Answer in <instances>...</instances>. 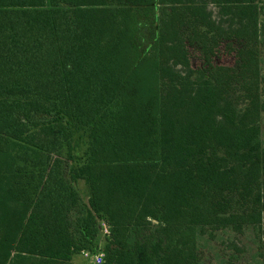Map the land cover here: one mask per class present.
Wrapping results in <instances>:
<instances>
[{
  "label": "trees",
  "instance_id": "obj_1",
  "mask_svg": "<svg viewBox=\"0 0 264 264\" xmlns=\"http://www.w3.org/2000/svg\"><path fill=\"white\" fill-rule=\"evenodd\" d=\"M263 3L0 0V264H264Z\"/></svg>",
  "mask_w": 264,
  "mask_h": 264
},
{
  "label": "rangeland",
  "instance_id": "obj_2",
  "mask_svg": "<svg viewBox=\"0 0 264 264\" xmlns=\"http://www.w3.org/2000/svg\"><path fill=\"white\" fill-rule=\"evenodd\" d=\"M261 23L264 25V3ZM262 59L261 74L263 79L262 97L264 100V47L260 48ZM261 137L264 143V111L260 120ZM73 142L83 149L85 137L79 133L73 134ZM78 188L83 196L86 195V187L82 182H78ZM233 245V246H232ZM257 242L252 230H245L241 235H234L229 232H216L212 239L203 237L199 241L198 254L202 264H259L257 256ZM84 259L76 255L72 259V264H83Z\"/></svg>",
  "mask_w": 264,
  "mask_h": 264
},
{
  "label": "built area",
  "instance_id": "obj_3",
  "mask_svg": "<svg viewBox=\"0 0 264 264\" xmlns=\"http://www.w3.org/2000/svg\"><path fill=\"white\" fill-rule=\"evenodd\" d=\"M101 232L102 235L108 234V228L104 223L101 224ZM79 255L84 259L83 264H102L103 262L102 252L90 253L88 251H82Z\"/></svg>",
  "mask_w": 264,
  "mask_h": 264
}]
</instances>
